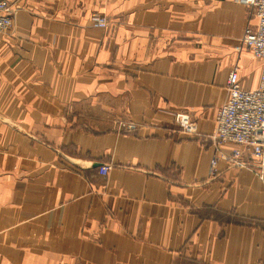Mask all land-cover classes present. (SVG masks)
<instances>
[{
  "label": "crops",
  "instance_id": "0c3cea01",
  "mask_svg": "<svg viewBox=\"0 0 264 264\" xmlns=\"http://www.w3.org/2000/svg\"><path fill=\"white\" fill-rule=\"evenodd\" d=\"M6 1L0 264H264V180L212 140L231 69L260 81L246 2Z\"/></svg>",
  "mask_w": 264,
  "mask_h": 264
},
{
  "label": "built area",
  "instance_id": "2783aa9c",
  "mask_svg": "<svg viewBox=\"0 0 264 264\" xmlns=\"http://www.w3.org/2000/svg\"><path fill=\"white\" fill-rule=\"evenodd\" d=\"M242 1V0H237ZM256 20L254 27L246 26L242 45L252 56L261 62L262 72L256 89L246 91L239 86L238 73L233 68L227 79V99L219 108L215 118L212 140L215 145L233 144L235 148L226 158L230 167L249 169L264 180V0H243ZM18 8L6 0H0V34L10 33L15 25ZM94 27L104 28V18H92ZM177 127L189 133L192 122L186 114H175ZM122 129L134 131L132 123L120 124ZM218 158L210 161L209 175L216 171ZM107 165L99 168L106 175Z\"/></svg>",
  "mask_w": 264,
  "mask_h": 264
},
{
  "label": "rangeland",
  "instance_id": "374dc122",
  "mask_svg": "<svg viewBox=\"0 0 264 264\" xmlns=\"http://www.w3.org/2000/svg\"><path fill=\"white\" fill-rule=\"evenodd\" d=\"M237 1V0H236ZM248 10L250 11V9H249V7H248ZM97 17H100L99 15H93L92 16V18H97ZM100 18H104V17H100ZM105 19V18H104ZM178 114H186V115H188L189 117H190V120H191V122H192V118H191V115L188 113V112H181V113H178ZM174 117V116H173ZM173 123H174V125H176L177 126V124L175 123V119L173 118ZM192 125H193V122H192Z\"/></svg>",
  "mask_w": 264,
  "mask_h": 264
},
{
  "label": "bare ground",
  "instance_id": "6f19581e",
  "mask_svg": "<svg viewBox=\"0 0 264 264\" xmlns=\"http://www.w3.org/2000/svg\"><path fill=\"white\" fill-rule=\"evenodd\" d=\"M107 27V25L104 27V28H106ZM95 28H98V27H95ZM104 28H100V29H104ZM242 39H243V36L241 37V43H242ZM251 53V52H250ZM236 70H237V68L236 67H234ZM233 69V68H232ZM231 69V70H232ZM240 86V85H239ZM242 89V88H241ZM217 116V115H216Z\"/></svg>",
  "mask_w": 264,
  "mask_h": 264
}]
</instances>
